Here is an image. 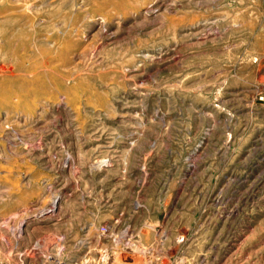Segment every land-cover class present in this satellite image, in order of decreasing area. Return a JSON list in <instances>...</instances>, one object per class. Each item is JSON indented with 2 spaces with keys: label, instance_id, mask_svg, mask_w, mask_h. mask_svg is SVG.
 I'll return each instance as SVG.
<instances>
[{
  "label": "rangeland",
  "instance_id": "obj_1",
  "mask_svg": "<svg viewBox=\"0 0 264 264\" xmlns=\"http://www.w3.org/2000/svg\"><path fill=\"white\" fill-rule=\"evenodd\" d=\"M0 264H264V0H0Z\"/></svg>",
  "mask_w": 264,
  "mask_h": 264
},
{
  "label": "bare ground",
  "instance_id": "obj_2",
  "mask_svg": "<svg viewBox=\"0 0 264 264\" xmlns=\"http://www.w3.org/2000/svg\"><path fill=\"white\" fill-rule=\"evenodd\" d=\"M8 37L14 38L15 36H8ZM16 37L19 39V46H22V48L26 47V43L23 42V38H25L26 36H16ZM5 38H7V36H5ZM5 40L7 41L8 39H5Z\"/></svg>",
  "mask_w": 264,
  "mask_h": 264
}]
</instances>
